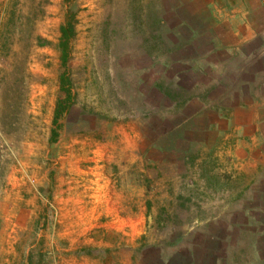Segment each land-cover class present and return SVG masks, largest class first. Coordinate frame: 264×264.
Returning <instances> with one entry per match:
<instances>
[{"label":"rangeland","instance_id":"374dc122","mask_svg":"<svg viewBox=\"0 0 264 264\" xmlns=\"http://www.w3.org/2000/svg\"><path fill=\"white\" fill-rule=\"evenodd\" d=\"M161 26L156 0H0V264H113L128 245L163 264L200 240L226 177L196 181L212 161L173 140L182 111L154 90L172 80L147 75L174 49Z\"/></svg>","mask_w":264,"mask_h":264},{"label":"crops","instance_id":"0c3cea01","mask_svg":"<svg viewBox=\"0 0 264 264\" xmlns=\"http://www.w3.org/2000/svg\"><path fill=\"white\" fill-rule=\"evenodd\" d=\"M156 11L174 49L158 57L147 75L158 83L172 80L154 90L182 111L173 140L187 143L189 158L212 161L203 168L190 164L196 181L212 172L226 177L219 207L205 218L200 240L163 264H264L261 0H156ZM106 234L133 237L127 230ZM133 250L131 245L120 250L113 264H134Z\"/></svg>","mask_w":264,"mask_h":264},{"label":"trees","instance_id":"16d2710c","mask_svg":"<svg viewBox=\"0 0 264 264\" xmlns=\"http://www.w3.org/2000/svg\"><path fill=\"white\" fill-rule=\"evenodd\" d=\"M70 34H71V30L68 29L67 27L63 29V38L65 39L64 42L67 43L69 38H70ZM67 44H65L64 46H66ZM67 60L64 59V63H66ZM59 110H57L56 112V119L58 118L57 117V114H58Z\"/></svg>","mask_w":264,"mask_h":264},{"label":"built area","instance_id":"2783aa9c","mask_svg":"<svg viewBox=\"0 0 264 264\" xmlns=\"http://www.w3.org/2000/svg\"><path fill=\"white\" fill-rule=\"evenodd\" d=\"M261 5H262V7L264 9V0H261Z\"/></svg>","mask_w":264,"mask_h":264}]
</instances>
